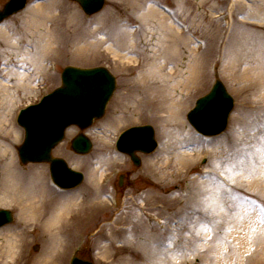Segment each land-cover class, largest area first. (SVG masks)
Masks as SVG:
<instances>
[{
    "label": "rangeland",
    "instance_id": "rangeland-1",
    "mask_svg": "<svg viewBox=\"0 0 264 264\" xmlns=\"http://www.w3.org/2000/svg\"><path fill=\"white\" fill-rule=\"evenodd\" d=\"M6 1L0 0V9ZM48 1L28 0L22 11L12 14L0 25L9 22L11 28L21 26L25 30L27 26L23 25V19L27 11L31 7L44 6ZM55 1L59 6L51 11L47 26L40 30L44 39L51 32L50 20L57 22L63 17L62 25L53 32L42 76L37 81L29 76L31 83L28 92L23 94L18 91L15 94L18 100L16 112L38 102L44 94L57 88L61 71L66 66H104L116 78V88L103 117L83 131L69 127L63 141L52 151L54 157L62 158L71 169L84 175L82 183L75 188L56 187L51 180L48 163L20 162L16 147L23 140L24 130L18 126L21 138L14 153L19 168H34L36 171L43 168L48 184L55 191L78 190L86 185L89 173L109 174L107 180L95 186L105 194L104 198L95 194L93 187L87 190L92 199L97 197L94 199L98 202L95 215L69 221L68 232L60 239H65V243L56 248L61 256L59 264H69L73 255L94 264H216V237L222 238L235 225L250 221V230L264 236V0H149L150 5L168 17L179 16L182 21L188 19L187 37L202 40V79L188 91L183 121L194 137L205 144L181 149L186 151L189 158L188 164L182 167L172 162V158L176 160L177 151L165 147L158 123L151 116L152 109L137 110L114 138L108 140V144L103 139L109 134L106 133L107 118H114L112 114L122 103V94L130 92V81L137 73V69L127 68L132 63L120 60L118 46L112 39L120 31H125L129 35V42L134 46L138 43V47L143 49L147 41L150 44L154 42L149 41L146 34L152 22L142 24L136 18L132 0H105L102 10L92 16H86L79 5L71 0ZM182 24L178 25L179 30L183 28ZM195 25H201L197 32L194 31ZM32 26L27 30V42L22 48L27 52L25 65L35 57L36 44L31 38L35 36L36 28ZM136 32H139L138 42L133 37ZM104 33L110 34L111 38L106 44L101 43ZM192 46L190 44L188 47ZM10 52V49L6 50V60L13 64L14 69L21 67L22 58L16 54L10 56ZM180 54L175 68L183 70L188 55L183 50H180ZM2 59L0 69L3 67ZM30 72L27 70L25 74L28 76ZM215 79L222 81L233 97L234 108L223 133L203 137L190 126L186 114L194 106L195 100L210 90ZM10 85L12 88L13 84ZM16 112L12 121L17 126ZM142 125L153 127L158 146L151 154H137L140 165L134 166L128 155L116 150L115 142L123 130ZM78 133H83L92 142V149L87 155H77L70 148V141ZM158 149L166 153L155 156ZM154 162L158 167H154L152 172L150 166ZM164 162L168 170L163 169ZM150 173L170 174L164 179ZM1 178L0 173V182ZM215 200V209L206 211L203 203L210 208L215 205L210 202ZM9 210L14 215V221L1 228L16 227L19 222L18 208L12 206ZM239 211L246 212L253 219L242 221V217L234 218ZM33 221L19 225L23 245L14 264H33L50 250L49 234ZM181 224L185 226L189 238L184 249L178 246L177 232ZM115 226L121 227L118 233ZM129 227L132 229L129 230ZM203 234H211V238L206 243L207 240L199 236L202 240L198 242L202 248H196L191 239ZM110 238L114 242H109ZM256 241L257 238L250 239L251 250L258 246L254 243ZM219 247L223 248V244ZM236 263L233 260L230 264Z\"/></svg>",
    "mask_w": 264,
    "mask_h": 264
},
{
    "label": "bare ground",
    "instance_id": "bare-ground-1",
    "mask_svg": "<svg viewBox=\"0 0 264 264\" xmlns=\"http://www.w3.org/2000/svg\"><path fill=\"white\" fill-rule=\"evenodd\" d=\"M131 4L136 18L142 24L152 22L151 29L147 30L146 34L147 39L154 42L150 44L147 41L144 48L140 49L138 43L134 46L129 42V35L125 31H120L114 36L115 39H112L118 46L120 60L129 64L132 63L127 68L129 70L137 69V73L136 76L134 75L135 78L130 81V92L127 91L122 94V103L112 114L114 118H107L106 133L109 134L104 136L106 139H103L108 144V140L114 138L118 130L123 127L125 122L131 120V115L137 110L152 109L151 116L158 123L160 135L165 139V147L167 150L177 151L176 160L174 161L172 158V162L175 166L182 167L189 161L184 150H187L189 146H204L205 144L194 137L192 131L187 129L183 121L188 91L202 79L204 69V61L201 59L202 46L196 38L187 37L188 27L179 30L178 25L181 21L179 16H177L178 25L176 26L172 19L156 10L155 6L150 5L149 0H132ZM58 6L55 0H49L44 6L31 7L23 19V25L27 26L25 30L21 26H15V29L11 28L9 22L0 25V58H3L1 63L3 67L0 69V173L2 177L0 182V209L9 210L12 206H16L19 215V222L16 227L0 228V264H14L17 261L16 258L23 245L22 233L18 232V228H20L21 223L30 220L37 222V225L40 224L43 231L49 234V252H46L44 257L37 259L33 264H59L58 260L61 256L56 248L65 243V239L63 241L60 239L68 232L69 221L78 217H91L97 211L98 202L94 200L97 197L92 199V195L87 192L88 188L93 187L95 194H99L103 198L105 196L95 186L99 185L102 180L104 182L108 173H89L86 185L78 190L58 192L48 184L43 168L37 171L34 168L20 169L14 153V149L21 138L19 128L12 121L17 110L16 103L18 100H16L15 94L18 91L23 94L27 93L31 83L28 81L29 76L37 81L45 71V68L43 69L45 57H47L46 54L52 44L53 32L57 30V26L62 25L63 17L57 22L49 21L51 32L45 36V39L40 30H42L41 27L47 26L48 15ZM187 21L188 19L182 21L184 26H186ZM31 26L36 28V34L31 38V41L36 44L35 57L31 63L25 65L24 59L27 52L23 51L22 48L27 42L25 37ZM200 26L195 25L194 31L197 32ZM139 32L133 33L137 42ZM133 37L132 39H134ZM15 40L16 42H13ZM110 40V34L104 33L101 43L106 44ZM190 44L193 45L192 48L188 47ZM7 49L11 50L10 56L16 54L18 58H22L20 63L23 65L21 67L14 69L13 64L6 60ZM180 50L185 51L188 55L183 70L175 68L181 56ZM27 70L31 71L28 76L25 74ZM9 82L13 84L12 88H10ZM163 152L166 153L165 150L158 149L155 156H160ZM154 167H158L155 162L150 166L152 172ZM163 169L168 170L165 162ZM150 174L165 179L170 173ZM174 174L181 175V173ZM263 176L264 173H262V178ZM210 203L215 205L209 208V205L203 203L206 211L215 209L216 200ZM143 215L144 213L140 217ZM238 217H242V221H247V218L253 219L243 211L234 214V218ZM248 222L247 224L242 222V224L235 225L233 230L231 229L224 236H221L222 238L216 237V242L219 245L223 244V248L216 244V264H230L233 260H236V264H242V262L247 264L250 259L251 262H248L250 264H264V236L250 230ZM132 227L128 229L131 230ZM120 228L115 226L116 233ZM177 236L178 246L184 249L188 238L184 225H180ZM199 236L204 241L207 240L206 243H208L211 234L193 236L192 242L196 248L201 249L202 244L198 241L202 239ZM253 237L258 239L254 242L258 246L251 250L249 241ZM110 241L114 242L111 238ZM103 249L105 251L106 247L104 246ZM228 252L230 254L227 255Z\"/></svg>",
    "mask_w": 264,
    "mask_h": 264
},
{
    "label": "water",
    "instance_id": "water-1",
    "mask_svg": "<svg viewBox=\"0 0 264 264\" xmlns=\"http://www.w3.org/2000/svg\"><path fill=\"white\" fill-rule=\"evenodd\" d=\"M90 15L98 12L104 0H74ZM27 0H9L0 9V23L22 10ZM115 88L113 76L105 68L80 69L66 67L62 72V86L45 96L39 104L21 111L18 122L25 129L24 142L17 148L20 160L49 162L53 181L62 188H72L82 181V174L71 170L65 161L51 156V150L64 136L70 125L84 129L100 118ZM233 107V99L223 84L216 80L208 94L196 100L187 114L190 124L203 135L221 133ZM80 154L91 149L90 141L78 135L71 145ZM156 147L150 126L133 127L118 139L117 149L131 156L135 165L139 159L136 151L151 152ZM8 210H0V226L12 222ZM71 264H93L74 257Z\"/></svg>",
    "mask_w": 264,
    "mask_h": 264
}]
</instances>
